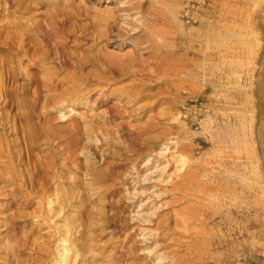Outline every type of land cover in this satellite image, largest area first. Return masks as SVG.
I'll use <instances>...</instances> for the list:
<instances>
[{
  "label": "rangeland",
  "instance_id": "1",
  "mask_svg": "<svg viewBox=\"0 0 264 264\" xmlns=\"http://www.w3.org/2000/svg\"><path fill=\"white\" fill-rule=\"evenodd\" d=\"M11 2L0 264H264V0Z\"/></svg>",
  "mask_w": 264,
  "mask_h": 264
},
{
  "label": "bare ground",
  "instance_id": "2",
  "mask_svg": "<svg viewBox=\"0 0 264 264\" xmlns=\"http://www.w3.org/2000/svg\"><path fill=\"white\" fill-rule=\"evenodd\" d=\"M7 3L9 4V9L11 8L12 2L11 0H7ZM264 10V9H263ZM263 12V11H262ZM264 16V13H263ZM99 52H97L96 54H94L93 56H91L88 59H74V65L73 67L77 68L78 70H80L81 68H83L85 66L84 62H91L89 63V65L91 64V66H94L97 68V71L100 73H104V69L108 68L110 65H114L116 63V60L110 55H106L102 58H100V54H98ZM84 60V61H83ZM59 65L60 68H64L66 66V61L63 59H60L59 61ZM264 69V68H263ZM79 73V72H78ZM89 84V83H87ZM264 84V83H263ZM87 89V85L85 84L84 86H80L77 85V88L75 90H73L76 94H81L84 90ZM113 104H111L109 107H111ZM72 109H69L68 111H70ZM62 114H64L62 112ZM263 127L261 129L264 130V115H263ZM261 141H262V145L264 147V131L261 132ZM203 210V209H202ZM193 213V212H192ZM197 216V215H196ZM191 218V216H190ZM247 231V230H246ZM247 233V232H246Z\"/></svg>",
  "mask_w": 264,
  "mask_h": 264
}]
</instances>
